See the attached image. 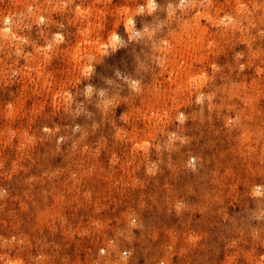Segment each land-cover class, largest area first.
<instances>
[{
    "label": "rangeland",
    "instance_id": "374dc122",
    "mask_svg": "<svg viewBox=\"0 0 264 264\" xmlns=\"http://www.w3.org/2000/svg\"><path fill=\"white\" fill-rule=\"evenodd\" d=\"M13 261L264 264V0H0Z\"/></svg>",
    "mask_w": 264,
    "mask_h": 264
},
{
    "label": "bare ground",
    "instance_id": "6f19581e",
    "mask_svg": "<svg viewBox=\"0 0 264 264\" xmlns=\"http://www.w3.org/2000/svg\"><path fill=\"white\" fill-rule=\"evenodd\" d=\"M150 3H151V2H150ZM151 4H152V3H151ZM149 5H150V4H149ZM152 5H153V4H152ZM152 5H151V6H152ZM126 21H129V20L126 19ZM131 21H132V19H131ZM129 22H130V21H129ZM131 23H133V21L130 22L128 25H131ZM126 26H127V25H125V27H126ZM127 27H128V26H127ZM127 27H126V28H127ZM131 27H132V26H131ZM128 28H129V27H128ZM131 29H132V28H131ZM127 30H129V29H127ZM7 32H8V31H6V34H7ZM9 32H10V31H9ZM9 32H8V36H9ZM128 32H130V31H128ZM133 32H134V31H133ZM130 33H132V32H130ZM131 35H132V34H131ZM115 38H116V37H115ZM113 39H114V38H113ZM114 41H116V39H115ZM112 42H113V40H112ZM193 47H194V46H193ZM185 48H186V46H185ZM189 50H190V49H189ZM196 50H197V49H196ZM187 51H188V50H187ZM188 53H189V52H188ZM186 55H188V54H186ZM196 56H197V55H196ZM196 56H195V57H196ZM203 56H204V55H203ZM190 59H191V58H190ZM171 61H172V60H171ZM182 65H183V64H182ZM180 68H181V67H180ZM176 71H177V70H176ZM177 72H178V71H177ZM173 73H174V72H173ZM178 73H181V72H178ZM176 74H177V73H176ZM172 76H173V75H172ZM170 80H171V79H170ZM173 80H174V79H173ZM177 87H178V85H177ZM178 88H180V87H178ZM160 92H161V91H160ZM157 100H158V99H157ZM151 101H152V100H151ZM154 105H155V103H154ZM154 107H155V106H154ZM156 109H158V106H157ZM153 110H154V109H153ZM151 111H152V110H151ZM156 112H157V111H156ZM151 113H153V111H152ZM145 114H146V113H145ZM151 115H152V114H151ZM151 115L149 116L150 118H151ZM153 116H154V115H153ZM157 116H158V115H157ZM157 116H156V117H157ZM158 117H159V116H158ZM144 118H145V117H144ZM144 120H145V119H144ZM159 121H161V120H159ZM159 121H158V122H159ZM149 122H150V121H149ZM154 122H155V121H154ZM158 122H157V124H158ZM145 127H146V126H145ZM13 133H14V132H13ZM10 135H12V132H11ZM173 135H174V134H173ZM244 136H245V135H244ZM135 147H136V146H135ZM135 150H136V149H135ZM250 151H251V150H250ZM259 188H260V187H259ZM259 188H257V189H259ZM260 189H262V188H260ZM260 189H259V190H260ZM257 192H258V191H257ZM257 192H256V193H257ZM258 194H259V192H258ZM261 194H262V193H261ZM194 234H195V233H194ZM193 241H194V240H193ZM10 242H11V241H10ZM12 242H13V240H12ZM187 242H188V241H187ZM191 242H192V239H191ZM103 252H104V251H103ZM14 262H15V261H13V263H14ZM21 262H22V261H21ZM15 264H16V262H15Z\"/></svg>",
    "mask_w": 264,
    "mask_h": 264
}]
</instances>
